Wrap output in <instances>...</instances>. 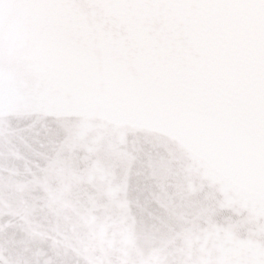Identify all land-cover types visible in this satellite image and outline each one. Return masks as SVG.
<instances>
[{
    "label": "snow or ice",
    "instance_id": "snow-or-ice-1",
    "mask_svg": "<svg viewBox=\"0 0 264 264\" xmlns=\"http://www.w3.org/2000/svg\"><path fill=\"white\" fill-rule=\"evenodd\" d=\"M67 101L116 126L119 171L101 178L125 219L143 164L146 198L172 226L123 264H264V0H0V123ZM129 129L155 155L130 152ZM209 188L247 234L211 222Z\"/></svg>",
    "mask_w": 264,
    "mask_h": 264
},
{
    "label": "water",
    "instance_id": "water-1",
    "mask_svg": "<svg viewBox=\"0 0 264 264\" xmlns=\"http://www.w3.org/2000/svg\"><path fill=\"white\" fill-rule=\"evenodd\" d=\"M115 131L104 113L92 111L85 121L71 101L22 105L0 123V259L123 264L155 251L167 239L172 226L146 198L143 164L135 169L128 219L109 198L101 174L105 167L119 171L109 151ZM126 147L146 160L160 145L129 129ZM205 194L212 223L238 225L247 234L250 225L231 201L212 188ZM168 247H179V241Z\"/></svg>",
    "mask_w": 264,
    "mask_h": 264
}]
</instances>
